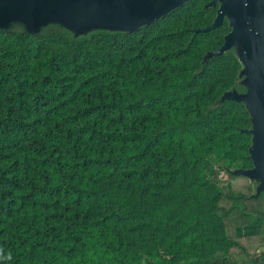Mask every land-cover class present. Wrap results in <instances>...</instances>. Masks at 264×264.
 <instances>
[{
	"label": "trees",
	"instance_id": "1",
	"mask_svg": "<svg viewBox=\"0 0 264 264\" xmlns=\"http://www.w3.org/2000/svg\"><path fill=\"white\" fill-rule=\"evenodd\" d=\"M213 2L76 40L0 30V264H239L229 230L261 197L226 168H253L255 132Z\"/></svg>",
	"mask_w": 264,
	"mask_h": 264
},
{
	"label": "rangeland",
	"instance_id": "2",
	"mask_svg": "<svg viewBox=\"0 0 264 264\" xmlns=\"http://www.w3.org/2000/svg\"><path fill=\"white\" fill-rule=\"evenodd\" d=\"M187 1L170 0L152 6V2L149 0H137L134 9H130L125 2L113 6L97 3L94 5L95 16L91 18L89 16L82 17L81 14L47 2L5 0L0 2V30H19L37 34L58 31L75 40L98 33H126L148 25L156 18L169 13ZM218 4L221 9L223 4ZM217 22L218 17L214 25ZM231 34L232 32L226 36L222 50L235 53L242 61L243 70L236 86L227 94V97L240 100L251 112L255 128L254 146L259 147L264 137V94L259 89L258 75L247 65L246 47L248 41L243 37H237L236 42H231ZM253 165V168L248 170L228 167L226 169L231 172L248 171L251 173L247 178L253 182V186L249 181L240 177L232 178V188L247 196H258L264 200V169L255 170L254 159ZM217 180L229 189L228 179L224 173H218ZM261 198L255 201H245L249 210L254 209L259 212L256 218L252 216L249 218L251 221L242 226L235 227V222L231 224L230 235L233 234L234 238L238 239L240 246L233 248L230 254L238 260L239 264H249L254 255L256 257L259 250L264 247V234L248 236H238L237 234L241 227L264 222V202ZM257 264H264V258Z\"/></svg>",
	"mask_w": 264,
	"mask_h": 264
},
{
	"label": "water",
	"instance_id": "3",
	"mask_svg": "<svg viewBox=\"0 0 264 264\" xmlns=\"http://www.w3.org/2000/svg\"><path fill=\"white\" fill-rule=\"evenodd\" d=\"M5 0H0L4 2ZM31 2H47L59 7L69 9L83 17L95 16L94 5L102 3L113 6L125 2L130 9L136 8L137 0H30ZM152 6L159 2L170 0H149ZM223 6L218 13V22L222 23L227 18L233 28L231 42H236L237 37H243L248 41L246 47L247 65L253 69L259 77V89L264 94V0H214ZM264 113V109H263ZM264 125V120H263ZM255 129V128H254ZM255 132V130H254ZM252 152L255 159V170L264 169V137L259 147L254 146ZM250 177L251 173L240 172ZM258 197V196H254Z\"/></svg>",
	"mask_w": 264,
	"mask_h": 264
},
{
	"label": "crops",
	"instance_id": "4",
	"mask_svg": "<svg viewBox=\"0 0 264 264\" xmlns=\"http://www.w3.org/2000/svg\"><path fill=\"white\" fill-rule=\"evenodd\" d=\"M237 234H238V236L264 234V222L262 224L254 223V225H247V226L241 227L238 229ZM257 255L264 256V247H262L261 250H259V253H257ZM253 258L251 259V262L253 261Z\"/></svg>",
	"mask_w": 264,
	"mask_h": 264
}]
</instances>
